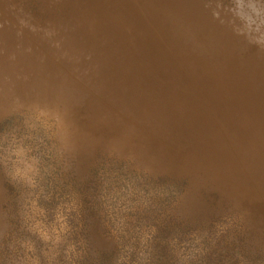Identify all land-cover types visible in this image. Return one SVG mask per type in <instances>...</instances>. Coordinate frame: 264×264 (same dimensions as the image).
Instances as JSON below:
<instances>
[{
	"label": "rangeland",
	"instance_id": "374dc122",
	"mask_svg": "<svg viewBox=\"0 0 264 264\" xmlns=\"http://www.w3.org/2000/svg\"><path fill=\"white\" fill-rule=\"evenodd\" d=\"M0 264H264V0H0Z\"/></svg>",
	"mask_w": 264,
	"mask_h": 264
},
{
	"label": "bare ground",
	"instance_id": "6f19581e",
	"mask_svg": "<svg viewBox=\"0 0 264 264\" xmlns=\"http://www.w3.org/2000/svg\"><path fill=\"white\" fill-rule=\"evenodd\" d=\"M249 130V129H248ZM251 132V131H250ZM231 138H233V137H231ZM234 142H236V140H234Z\"/></svg>",
	"mask_w": 264,
	"mask_h": 264
}]
</instances>
